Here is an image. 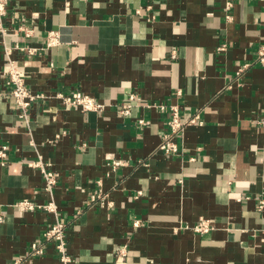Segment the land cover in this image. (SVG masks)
<instances>
[{
  "label": "crops",
  "instance_id": "0c3cea01",
  "mask_svg": "<svg viewBox=\"0 0 264 264\" xmlns=\"http://www.w3.org/2000/svg\"><path fill=\"white\" fill-rule=\"evenodd\" d=\"M68 1L9 0L3 20L9 47H41L51 30L62 43L14 53L27 86L45 95L26 121L6 92L0 37V264H62L42 241L55 215L16 206L50 200L32 165L38 154L60 174L54 196L70 264H264V66L254 62L264 0H237L231 22L224 0ZM20 25L33 35L16 33ZM75 92L108 106L84 113L56 97ZM154 104L202 121L185 127L178 154L159 149L168 116ZM141 118L150 123L138 127ZM97 195L112 205L92 202ZM202 218L215 229L194 232Z\"/></svg>",
  "mask_w": 264,
  "mask_h": 264
},
{
  "label": "built area",
  "instance_id": "2783aa9c",
  "mask_svg": "<svg viewBox=\"0 0 264 264\" xmlns=\"http://www.w3.org/2000/svg\"><path fill=\"white\" fill-rule=\"evenodd\" d=\"M237 0H224V14L225 20L231 22L233 20L232 11ZM9 0H0V37L2 44L4 45V51L7 60V67L4 70L3 76L5 77V85L7 88V94L14 99L15 108L19 110V117L28 121L30 111L33 107V104L37 101L44 99L45 95L43 93H34L26 84V61L20 64L19 60L14 58V53L18 52L24 57H34L40 56L44 53H47L50 49L60 45L62 43L61 33L57 30H51L47 33L43 45L41 47H36L32 45H15L9 47L5 43V35L7 29L4 25V18L8 13ZM66 5L69 6L70 2L67 0ZM16 33H24L26 37H31L32 30L28 29L22 25L18 26L15 30ZM227 48V45L224 43L221 47L218 48L219 51H224ZM175 52H173V55ZM175 57V55H174ZM255 64L264 66V43L259 45L255 57ZM250 67V63L242 65L236 72V76L240 79L245 75L247 70ZM180 93V92H178ZM57 98H59L62 103L69 107H77L81 109L82 112H93L101 113L103 112L107 104L101 103L93 97L84 95L81 92H75L73 95H65L63 93H58ZM135 95H130L129 100H135ZM117 110L123 116L132 115V104L119 103L116 105ZM148 107H155L161 111H166L168 116V131L165 132L162 136V141L159 149L163 151L166 155H175L180 152L179 140L182 137L183 131L186 126L193 124H202L200 117L197 115L188 121L182 119L181 109L178 105L166 106L162 104H154ZM150 122L144 118L138 119L137 126L144 127L147 126ZM259 124L264 126V119L258 121ZM63 132L62 134H64ZM60 135H57V138ZM8 158V147L2 145L0 147V160L2 163H5ZM193 160V159H191ZM113 168L125 165L126 163L120 160H113L111 162ZM32 165L37 168L44 181V189L50 195V200L44 204H35L29 200H22L16 203V206L21 210H44L55 215L54 224L47 229L43 234V240L50 243H53L60 255V261L62 264H70L71 258L67 252V241H66V225L58 217V208L55 202L54 191L58 183L60 174L52 168L51 163L47 162L41 154H38L37 159L32 163ZM141 192L138 193V195ZM107 195H97L92 196V202L101 204L107 203L108 206L112 205V202L109 201L106 197ZM248 197H246L247 199ZM106 199V201H104ZM258 207L261 210H264V197L258 199ZM137 225V222L135 223ZM188 228V227H187ZM191 229L198 234H207L215 229V225L209 219H200ZM43 249L38 248L35 250L34 255H42ZM16 264H19V261H16Z\"/></svg>",
  "mask_w": 264,
  "mask_h": 264
}]
</instances>
